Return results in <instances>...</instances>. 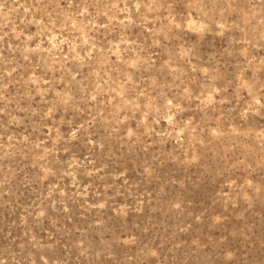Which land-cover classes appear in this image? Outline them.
I'll return each instance as SVG.
<instances>
[{"label":"rangeland","instance_id":"obj_1","mask_svg":"<svg viewBox=\"0 0 264 264\" xmlns=\"http://www.w3.org/2000/svg\"><path fill=\"white\" fill-rule=\"evenodd\" d=\"M0 264H264V0H0Z\"/></svg>","mask_w":264,"mask_h":264}]
</instances>
